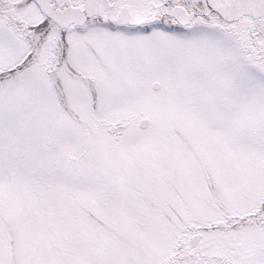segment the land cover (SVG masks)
Here are the masks:
<instances>
[{
    "label": "snow or ice",
    "instance_id": "1",
    "mask_svg": "<svg viewBox=\"0 0 264 264\" xmlns=\"http://www.w3.org/2000/svg\"><path fill=\"white\" fill-rule=\"evenodd\" d=\"M0 264H264V0H0Z\"/></svg>",
    "mask_w": 264,
    "mask_h": 264
}]
</instances>
